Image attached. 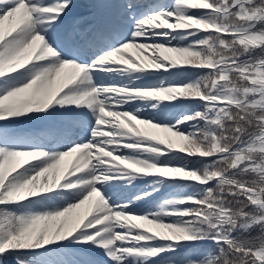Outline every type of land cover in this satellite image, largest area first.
I'll use <instances>...</instances> for the list:
<instances>
[{
  "label": "snow or ice",
  "instance_id": "1",
  "mask_svg": "<svg viewBox=\"0 0 264 264\" xmlns=\"http://www.w3.org/2000/svg\"><path fill=\"white\" fill-rule=\"evenodd\" d=\"M72 5L0 0V264H201L211 231L264 232V0L58 23ZM239 240L216 264H264V235Z\"/></svg>",
  "mask_w": 264,
  "mask_h": 264
},
{
  "label": "trees",
  "instance_id": "2",
  "mask_svg": "<svg viewBox=\"0 0 264 264\" xmlns=\"http://www.w3.org/2000/svg\"><path fill=\"white\" fill-rule=\"evenodd\" d=\"M205 11L206 10H202V9H190L189 15H192L194 17H199ZM201 35H205V33L201 32ZM185 43H187V41ZM262 55H264V53L260 52L259 50H256L253 53V58H259ZM194 71L199 74H203L206 70H194ZM186 103L192 104L195 110H199V111L204 110L202 106V102L190 101ZM199 187H205V186H199ZM187 206L188 205L181 206V207H187ZM236 206L239 207L240 205H236ZM10 207H14V206H10ZM251 211L252 209H248V212H251ZM220 232L223 233V238L220 243H217L215 239L211 238V236H214L217 234L215 231H211L209 234V238L201 239L195 244H191V247L194 250H196L201 256L204 257V259L201 261V264H216L218 257L223 252L227 251L229 248V245L223 242L224 240L231 239L233 243L237 244V246H242V241L239 240L241 236L249 234L252 237L258 238L259 236L264 235V232H262L260 227H252L250 225V222H244V221H242L238 226H235V227L222 226L220 228ZM260 247L264 248V243H262ZM21 251L23 252V254L27 255V254H30L34 250H21ZM180 254H182V252L176 253V254L169 253L168 255H180ZM7 264H13L12 257H9Z\"/></svg>",
  "mask_w": 264,
  "mask_h": 264
},
{
  "label": "rangeland",
  "instance_id": "3",
  "mask_svg": "<svg viewBox=\"0 0 264 264\" xmlns=\"http://www.w3.org/2000/svg\"><path fill=\"white\" fill-rule=\"evenodd\" d=\"M111 1H112L113 3H115V4H119V3L122 2V0H73V5L70 6V9H69V10H66V11H73V10H77V11H78V10H82V9L88 11V9L91 10V9L89 8V4H90V3H95V4H111ZM48 2H52V0H48ZM87 11H86V13H87ZM61 22H62L63 24H68V23H65V20H64V19H61V21L58 22V23H61ZM170 22H174V20H170ZM158 31H162V30H158ZM163 31H166V30H163ZM46 38H47V37H46ZM164 39H166V38H161V41L163 42ZM136 54H137V50H136V49H130V50H129V53H127L126 55H131V56L135 57ZM68 58H71V57H68ZM143 82H145V81H141V83H143ZM105 83H106V84H111L112 82H111V81H105ZM117 83H119V81H118ZM102 127H103V126H102ZM124 151H125V152H128L129 150L125 149ZM72 159H75V158L73 157V158L70 159V161H66V162H65V166H67L68 164H70ZM152 179H154V178H152V177H145L144 179L139 180V181H137L136 183H137L138 185H143V184H147V183H149ZM161 194H162V193H161ZM158 199H159V198H158ZM166 222H168V221L166 220ZM50 247H51V246H50ZM97 251H101V250H97ZM162 255H163V254H162ZM104 259H105V260H108L107 257H105ZM155 259L158 260V259H160V257H156ZM109 264H111L110 261H109ZM148 264H157V262H156V260H154V258H152V260H150V261L148 262Z\"/></svg>",
  "mask_w": 264,
  "mask_h": 264
}]
</instances>
